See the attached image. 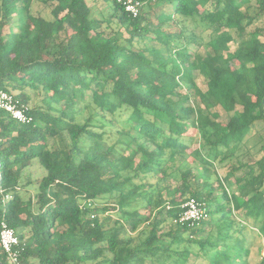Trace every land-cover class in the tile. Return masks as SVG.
<instances>
[{
  "label": "trees",
  "instance_id": "16d2710c",
  "mask_svg": "<svg viewBox=\"0 0 264 264\" xmlns=\"http://www.w3.org/2000/svg\"><path fill=\"white\" fill-rule=\"evenodd\" d=\"M104 1L98 17L90 0H0V91L39 97L29 123L0 110V222L22 264H248L231 217L264 233V0H139L136 16ZM191 197L208 217L180 222ZM132 208L128 226L107 213Z\"/></svg>",
  "mask_w": 264,
  "mask_h": 264
},
{
  "label": "rangeland",
  "instance_id": "374dc122",
  "mask_svg": "<svg viewBox=\"0 0 264 264\" xmlns=\"http://www.w3.org/2000/svg\"><path fill=\"white\" fill-rule=\"evenodd\" d=\"M92 2V6H93V12L95 16H102V15H109V13H111L110 7L107 5V2L104 0H90ZM52 6L50 5H45L43 2H36L33 5V12L36 14H41L44 17L50 19L52 18ZM158 10V9H157ZM256 8L255 6L252 7V9L250 10L252 13L256 12ZM208 24L205 21H199L198 24V33L203 34L204 37L209 38V29L207 28ZM254 26H259V28L261 27L262 30H264V15H262L258 20H256L255 25ZM234 29H225L224 31H222L220 34H227V33H233ZM261 38L264 39V34L261 35ZM230 56H229V62L231 64L235 63L234 58L240 54L243 53L244 51L247 50V48L245 47V45L242 43L241 38H237L236 40L232 41L230 44ZM197 83L198 85L203 89L206 90L207 86H206V80L204 77L202 76H198L197 77ZM39 102V97L36 96L33 99V102H31L30 104H28L30 107L35 103ZM239 112L244 111V108H241L240 106H238L236 108ZM247 110V108H246ZM96 110L94 109V107L92 105L87 106L86 108H84L82 110V112L78 115L77 120L79 122H84L88 117H90L91 115H95ZM260 129V127H259ZM262 131V130H260ZM116 133V131H115ZM254 134V133H253ZM260 134V133H259ZM259 141L260 138L258 137V135H255L251 142L249 143L251 145V150L252 153L256 154L258 149H259ZM201 142L203 143V139H201ZM199 145V144H198ZM196 143V146H198ZM26 174L27 177L30 176L32 179L36 180L38 178H41L43 176V170L40 167L39 164H35L34 166L28 168L26 170ZM29 188V193H33V187H28ZM140 208H132V209H127V211L124 212H120L118 210H111L107 213H109L112 217L113 220L116 219H120L123 220L127 226L130 225L128 220L130 218L135 217V215L138 214V210ZM127 212V213H125ZM130 213V214H129ZM246 211H237L234 210L233 211V216L231 217L233 219V221L235 222V224H237L234 228H245V230L247 231L248 237L247 239H245V242L247 243V248L249 249V253L247 254L246 260L248 261V264H259L263 254H264V233L262 230L259 229V231H257V229H252L253 226V222L252 220H246ZM139 217L143 218L144 217V211H140L139 210ZM232 219H226L223 221H219L217 223V229L219 228H223V227H227L229 225L227 224H232L230 223L232 221ZM112 220V222H113ZM234 225V223H233ZM144 224L141 225V227H143ZM232 227V226H231ZM235 231V230H234ZM137 231L135 232H131L132 235H137ZM235 234L238 235L237 230L235 231ZM207 236V233L203 235V238ZM230 248H235L233 245L231 247V244H229ZM9 264V263H8Z\"/></svg>",
  "mask_w": 264,
  "mask_h": 264
},
{
  "label": "built area",
  "instance_id": "2783aa9c",
  "mask_svg": "<svg viewBox=\"0 0 264 264\" xmlns=\"http://www.w3.org/2000/svg\"><path fill=\"white\" fill-rule=\"evenodd\" d=\"M122 2L125 9L134 16L139 13L142 3L139 0H118ZM30 106L19 102L15 95L7 91H0V110L8 112L14 119L21 123H29L33 117L28 114ZM8 196L5 197V200ZM178 221L199 223L208 217V207L206 202L200 201L195 197L189 198L182 206ZM0 246L6 255L9 264H22L20 257L24 250V244L21 242L14 228L9 226L6 220L0 222ZM260 264H264V254Z\"/></svg>",
  "mask_w": 264,
  "mask_h": 264
},
{
  "label": "crops",
  "instance_id": "0c3cea01",
  "mask_svg": "<svg viewBox=\"0 0 264 264\" xmlns=\"http://www.w3.org/2000/svg\"><path fill=\"white\" fill-rule=\"evenodd\" d=\"M238 229V228H237ZM252 229H257V231H259V229L257 228V227H255L254 226V224H253V226H252ZM238 237L239 238H241L242 239V241H244L245 239H247V237H248V234H247V231L246 230H244V232L243 233H238ZM244 247L246 248V249H242L240 246H238V249L240 250V251H242L243 253V259L245 258L246 259V257H247V254L249 253V249L247 248V243L244 241ZM261 262V261H260ZM260 264V263H259Z\"/></svg>",
  "mask_w": 264,
  "mask_h": 264
},
{
  "label": "water",
  "instance_id": "95a60500",
  "mask_svg": "<svg viewBox=\"0 0 264 264\" xmlns=\"http://www.w3.org/2000/svg\"><path fill=\"white\" fill-rule=\"evenodd\" d=\"M0 264H5V263L0 259Z\"/></svg>",
  "mask_w": 264,
  "mask_h": 264
}]
</instances>
